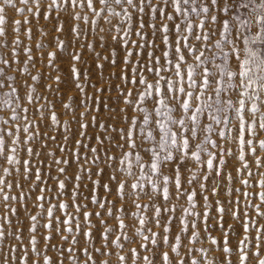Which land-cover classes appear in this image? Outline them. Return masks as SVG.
Here are the masks:
<instances>
[{
	"label": "snow or ice",
	"instance_id": "1",
	"mask_svg": "<svg viewBox=\"0 0 264 264\" xmlns=\"http://www.w3.org/2000/svg\"><path fill=\"white\" fill-rule=\"evenodd\" d=\"M2 49L0 264H264V0H0Z\"/></svg>",
	"mask_w": 264,
	"mask_h": 264
},
{
	"label": "rangeland",
	"instance_id": "2",
	"mask_svg": "<svg viewBox=\"0 0 264 264\" xmlns=\"http://www.w3.org/2000/svg\"><path fill=\"white\" fill-rule=\"evenodd\" d=\"M68 14H69L68 12H65L63 14V16L67 17ZM8 16H9V24L7 25V27H8V30H9V39H10V36H11V20H12V18L15 17V18L22 19V17H20L19 14L13 13L11 10H9ZM55 24H56L55 20L45 21L42 17L38 21L34 20L32 22V25H30V26L33 28L34 39H33V41L30 42V46H32L34 48V50H35V43L37 42V40L38 39H44L43 37H40L39 29L42 28L43 30L48 32V36L46 38V42L47 43H50L54 36L59 35V34H57L54 31ZM68 27H70V25L66 24V29ZM94 35H95V33H94ZM62 38H65L66 40H69V41L71 40V37L69 35H67V34H65ZM70 50L71 49L69 47V49L66 50L63 53L58 52V56H60L61 59H62L61 67L64 69V74H65V78L66 79H67V75L66 74H67V70H68V66H69V51ZM97 51H101L102 53L107 54V52L104 49L99 48V47L97 48ZM0 52H3V54L8 55L7 49H2V50H0ZM122 55H123V53L118 50V58L120 56H122ZM85 57L89 61L87 67H88V69L91 72V75L93 77L94 82L99 84L100 80L96 76V71L97 70L95 69L94 63H93V61L91 59V54L90 53H86ZM45 63H46V61H45ZM81 67H84V66L81 65ZM37 68H41V64L40 63L37 64ZM42 70L43 71H47V69H42ZM8 71H9L10 74H16V73L13 72L12 69H8ZM112 71H113V69L111 67H109L107 64H105V69H104L105 77H107ZM115 71H116V73L118 75L119 74V68H116ZM32 72H33V74H35L36 69H32ZM53 75H55V73H53ZM25 76H27V74H24V76L18 75L17 78H18V80H23L25 78ZM112 81H113V84L119 83V81H118L116 76L112 77ZM29 82H31V81H29ZM47 82H50V81L42 80L41 81V85H43L44 83H47ZM63 87H64L65 92H67L68 89H70V87H71L70 81L68 82L67 85H65ZM38 93H42V94L48 95L49 99H56L52 94L45 92V90H44V88L42 86H39ZM23 94H24V91L22 89L21 90V95H23ZM115 95H116L115 92L102 94L101 100L103 101V103H102V105H100L101 111L99 113V120H100V122H106L108 124H115L117 127L126 126V125L120 124L118 117L115 120L109 118L110 108H111L113 114H115L116 112H118L119 107L123 106L120 102H118L115 99ZM57 110H59V104H57ZM0 115H5V113H0ZM63 118L64 119H68V116L65 115ZM75 127H76V125L73 124V128H75ZM41 131L42 132L46 131V129L45 128H41ZM54 134L58 135V137H59V133H54ZM93 134H101L100 132H98L97 127L95 125H93L89 129V135H93ZM90 143L94 144V142H90ZM52 147L55 148L56 144H52ZM74 171H75V165L72 166V169L70 170L69 175H72V173ZM17 179H19V177H17ZM2 213H3V205L0 204V214H2ZM24 216H25V214L23 212H21V215L19 216V219L23 220L24 223L26 224L27 221L24 219ZM129 234H131V233H129ZM7 243H9V242L6 241V245H7ZM124 243H125L126 246H128L130 242L129 241H124ZM204 246L205 247L209 246L207 241L205 242ZM89 247H91V246H89ZM6 251H7V247H6ZM121 254H124V253H121ZM4 255H5V253H0V261H2V258H3ZM50 255H52L55 258V256L58 255V253L53 251V252L50 253ZM77 255L78 256H82V254L79 253V252H77ZM96 255H99V254H96ZM211 255H213L217 259V264H219V261L221 259L220 254L218 252H216V251H213L211 253ZM82 259H87V258L86 257H82ZM107 259H109L110 264H119L118 257L115 254H113L110 257H107ZM13 264H16V262H13ZM65 264H70V262L68 260H65ZM129 264H131V262H129ZM137 264H139V262H137Z\"/></svg>",
	"mask_w": 264,
	"mask_h": 264
}]
</instances>
